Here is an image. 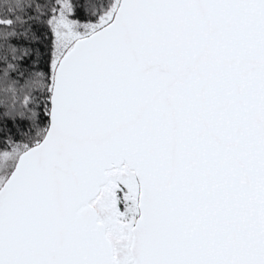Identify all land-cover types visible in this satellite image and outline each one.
I'll use <instances>...</instances> for the list:
<instances>
[{
	"label": "snow or ice",
	"instance_id": "snow-or-ice-1",
	"mask_svg": "<svg viewBox=\"0 0 264 264\" xmlns=\"http://www.w3.org/2000/svg\"><path fill=\"white\" fill-rule=\"evenodd\" d=\"M0 264H264V0H0Z\"/></svg>",
	"mask_w": 264,
	"mask_h": 264
},
{
	"label": "trees",
	"instance_id": "trees-1",
	"mask_svg": "<svg viewBox=\"0 0 264 264\" xmlns=\"http://www.w3.org/2000/svg\"><path fill=\"white\" fill-rule=\"evenodd\" d=\"M14 43H19L18 41H13ZM35 47H39L40 48V51L42 53V56H41V60L44 61V60H47V57H48V53H49V48H50V42H42L40 45L38 46H35ZM35 60V57L27 60L24 62V67L25 69L27 70L29 66H31L33 64V61ZM39 67H40V70L41 71H47L49 72L50 74V70L48 69V66L46 63H40L39 64ZM19 79V78H17ZM21 83H23V81H21ZM40 99L41 101L43 102L44 100V97L43 96H40ZM24 127H26V123L23 125ZM7 129H11V134H12V138L13 139H16L17 142H19V139H18V131H19V128L18 126H15L13 125L11 122L7 125Z\"/></svg>",
	"mask_w": 264,
	"mask_h": 264
}]
</instances>
